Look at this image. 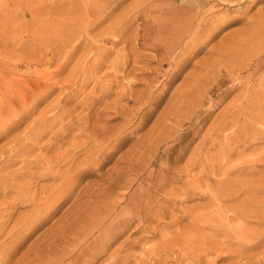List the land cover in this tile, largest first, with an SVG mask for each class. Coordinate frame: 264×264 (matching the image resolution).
Instances as JSON below:
<instances>
[{
  "label": "rangeland",
  "instance_id": "374dc122",
  "mask_svg": "<svg viewBox=\"0 0 264 264\" xmlns=\"http://www.w3.org/2000/svg\"><path fill=\"white\" fill-rule=\"evenodd\" d=\"M78 1L74 9L69 3L58 6V0H0V186L11 183L7 190L0 191V241L7 242L11 231L15 235L22 234L14 252L7 248L1 251L0 246L3 252L0 264L51 261L62 251L71 249L83 221L91 213L115 201L119 207L113 220L133 216L134 213L122 208L134 200L142 201L143 206L148 202L149 206L141 229H135L138 219L125 227L122 234L119 233L122 224H116L114 234L103 245L92 244L95 240L100 242L95 232L87 240L94 248L85 250V244H79L62 264H264V191L252 200L245 184L256 179L264 182V90L261 89L264 88V55H260L264 46V29L261 28H264V0H142L141 4H136L137 0ZM52 3L56 4L50 6ZM201 17L212 18L214 23H209L211 30H207L212 35L185 59L177 74L172 75L170 66L175 59L177 62L175 55L183 49L179 46L167 54L163 48L167 46L161 41L168 42L169 32L178 38L179 29L189 21L196 26L195 20ZM117 23L118 28L121 26L119 36L108 34L115 40L114 44L102 41L108 37L104 32ZM254 38L257 39L252 40ZM189 40L190 37H186L182 46L188 45ZM98 48L107 50L100 64L94 63ZM161 54L166 56V62L160 60ZM119 56L129 62H123ZM73 70L75 72L71 73ZM81 71L87 73L80 74ZM68 75H79L80 80L91 75V84L97 82L94 88L101 85L107 91L89 114L94 117L104 112L108 116L104 117L107 131L109 127H121L125 123L123 115L113 112L111 102L117 91L125 89L126 94L131 93L128 101L120 102L123 113H136L129 117L132 125L124 132L125 136L114 137L108 145V149H113L108 158L102 159L99 166L97 161L87 174L77 176L69 171L62 180L52 176L56 172L54 159L63 155L59 162L63 170L68 165L66 156L73 145L83 148L74 153L73 165L83 160L92 147L87 143L91 137L79 129L83 127L79 123L82 121L73 122L63 131L64 136L52 143L45 142L47 135L34 139L32 131V138L16 152L10 151V146L13 138H26L29 133L26 125L57 96L59 87L64 82L67 84ZM49 76L55 88L44 96L47 90L41 81ZM149 83L150 86H146ZM88 87L86 92L85 88L69 92L79 94L83 90L81 93H87ZM146 87L154 90L150 97L147 95L148 102L140 105L135 95L147 90ZM96 94H100L97 88L93 94L91 92L92 96ZM253 99L255 103L251 102ZM108 101L110 110L103 107ZM35 102L34 115L24 114L30 103ZM249 105L254 109L248 108ZM254 110L260 113L258 118ZM14 120L19 125L5 132ZM56 123L52 130L60 126ZM82 140L84 143L80 144ZM155 149L159 156L155 157ZM9 154L12 156L6 157ZM140 157H155L142 177L154 167L160 181L147 178L131 181L124 173L135 168L133 164ZM23 161H32V164L23 165ZM250 171L252 174L245 176ZM5 174H11L12 179L3 176ZM234 176H239V181L232 182ZM119 180H125L127 189L113 188ZM220 181L229 192L233 191L230 183L235 188L236 193L230 195V199L212 191ZM142 189L141 198L129 199ZM244 195L251 205L259 201L253 204L257 206H251ZM31 199L33 205L28 203ZM20 200L27 203H19ZM236 201L239 203H234ZM14 202L18 204L11 207ZM38 208L41 212L33 215ZM10 212L13 214L8 218ZM24 215L29 218L23 220ZM78 254L80 258L72 261Z\"/></svg>",
  "mask_w": 264,
  "mask_h": 264
},
{
  "label": "bare ground",
  "instance_id": "6f19581e",
  "mask_svg": "<svg viewBox=\"0 0 264 264\" xmlns=\"http://www.w3.org/2000/svg\"><path fill=\"white\" fill-rule=\"evenodd\" d=\"M91 1V0H90ZM142 2V0H137V2H136V4L138 3V4H141V2ZM53 2H56V1H53ZM93 1H91V3H92ZM140 2V3H139ZM67 4V3H69L72 7H74V9H75V7H77V5L79 4V1L78 0H64L63 2H60V0H58V3H57V5L59 6V5H61V4ZM90 3V4H91ZM56 3H52V4H50V6L51 5H55ZM89 4V5H90ZM92 5V4H91ZM90 5V6H91ZM196 8V7H195ZM68 9V8H67ZM84 9V8H83ZM168 9V8H167ZM173 9V8H172ZM185 9V8H184ZM183 9V10H184ZM190 9V8H189ZM192 10V9H191ZM206 10V9H205ZM207 10H209L208 8H207ZM168 11V10H167ZM174 11H176L175 9H174ZM180 11V10H179ZM179 11H177L176 13H178ZM189 11V10H188ZM195 11V10H194ZM182 12V11H181ZM74 13V12H73ZM167 13H169V12H167ZM173 13V12H172ZM175 13V12H174ZM77 14V13H76ZM75 14V15H76ZM165 14V13H164ZM200 14V13H199ZM73 15V14H72ZM177 15V14H176ZM194 15V14H193ZM206 15V14H205ZM205 15H201V16H205ZM213 15V14H212ZM74 16V15H73ZM77 16V15H76ZM173 16H174V14H173ZM178 16V15H177ZM181 17H182V13H181V15H180ZM154 17V16H153ZM166 17H167V15H166ZM184 17H186V15L184 16ZM183 17V19L184 20H186V18H184ZM212 17V16H211ZM220 17V16H219ZM74 18H75V16H74ZM160 18V17H159ZM163 18V17H162ZM168 18V17H167ZM174 18V17H173ZM189 18H191V21H192V16L191 17H189ZM188 17H187V19H189ZM195 18V17H194ZM221 18V17H220ZM152 18H150V20H151ZM154 19V18H153ZM177 19V18H176ZM199 19V18H198ZM216 19V18H215ZM155 21H156V19H154ZM163 20V19H162ZM174 20V19H173ZM178 20V19H177ZM190 20V19H189ZM214 20V19H213ZM130 21V20H129ZM151 21H153V20H151ZM158 21H160V20H158ZM165 21H167V20H165ZM165 21H163V24H165L164 22ZM169 21V20H168ZM222 21H224L223 19H222ZM64 22V21H63ZM73 22H74V20H73ZM182 22H184V21H182ZM187 22V21H186ZM195 22H197L196 23V26H193V24H194V22H192V23H190V21H189V23L187 24H183L184 25V27H182V29H179L178 31H177V34L179 35V37L178 38H176V37H172L170 34V32H169V30L170 29H168V32H169V37H168V39L167 38H165V39H167L168 40V42H165L164 43V40L163 41H161L162 42V44H163V46H167V47H163V48H165V52L167 53V54H170L171 52L173 53V51L175 50V48H177V47H179V46H181L182 47V52L180 51L179 53H177L175 56H177L178 57V60H177V62H174V61H176V59L173 61V63L171 64V66H170V69H169V71H171V74L172 73H175V75L177 74L176 73V71H179V69L181 68V67H183V62L185 61V59L187 58V57H189L190 56V54H192V53H194V52H196V50L204 43V42H206L208 39V37L209 36H211L210 35V30H209V28L211 27V26H209V23H211V22H213L212 21V18H200L199 20H195ZM217 22V21H216ZM260 22V21H259ZM176 23V22H175ZM175 23H173V24H175ZM214 23V22H213ZM213 23L211 24V25H213ZM223 23V22H222ZM222 23H221V25H222ZM262 23V22H261ZM260 23V26L262 25ZM66 24V23H65ZM160 24V23H159ZM159 24L157 23L156 25H158L159 26ZM177 24V23H176ZM175 24V25H176ZM220 23L218 22L217 23V26L219 25ZM124 25V24H123ZM155 25V26H156ZM181 25V24H180ZM182 25V26H183ZM188 25V26H187ZM264 25V24H263ZM262 25V26H263ZM69 26H71V25H69ZM118 26H119V23H117L116 25H113V27L112 28H110V29H108L107 31H105L103 34L105 35V36H108V34H111V36H115L116 34H118V30H120L121 29V26L118 28ZM179 26V25H178ZM177 26V27H178ZM214 26V25H213ZM259 26V25H258ZM259 26V27H260ZM72 27V26H71ZM124 27V26H123ZM161 27V26H160ZM175 27V26H174ZM192 27L193 28H195L196 30H194L193 29V31H192ZM209 27V28H208ZM254 28H255V26H253ZM259 27L256 29V30H258L259 29ZM67 28H68V26H67ZM156 28H157V26H156ZM205 28H207L206 29V31H205ZM218 28H219V26H218ZM254 28H251V29H254ZM262 28V31H263V27H261ZM72 29V28H71ZM123 29V28H122ZM61 30V29H60ZM66 30V29H65ZM68 30V29H67ZM158 30H160V29H158ZM207 30H209V32L207 31ZM255 30V29H254ZM153 31H154V29H153ZM157 31V30H156ZM155 31V34L157 33ZM161 31H163L162 30V28H161ZM173 31H175V29H173L172 30V33H173ZM215 31V30H214ZM250 31V30H249ZM253 31V30H252ZM68 32H69V30H68ZM120 32V31H119ZM164 32V31H163ZM167 32V31H166ZM194 32V33H193ZM212 32H213V29H212ZM258 32V31H257ZM264 32V31H263ZM54 33V32H53ZM66 33V32H65ZM250 33V32H249ZM248 32H246V34H249ZM259 33V32H258ZM257 33V34H258ZM120 34V33H119ZM119 34L117 35V36H119ZM164 34H166L165 32H164ZM175 34V33H174ZM191 34H192V36H194V37H192L191 36ZM251 34H256V33H251ZM58 35V34H57ZM259 35V34H258ZM262 35H264V34H262ZM104 36V37H105ZM110 36V35H109ZM109 36L108 37H106V38H104L102 41H110V43H112V44H114V41L115 40H112V39H110L109 38ZM116 36V37H117ZM163 36H165V35H163ZM61 37V36H60ZM103 37V36H102ZM186 37H190V39L191 40H189V42H188V45L186 44V46H184V44H183V46H182V41L186 38ZM192 37V38H191ZM234 38V37H233ZM249 38V37H248ZM260 38H263V37H261V35H260ZM255 39H257V38H254V39H252V40H255ZM259 39V38H258ZM187 40V39H186ZM198 40H200V42L199 43H197L198 42ZM245 40H247V39H245ZM249 40L250 39H248V42H249ZM251 40V41H252ZM262 40V39H261ZM260 39H259V41H261ZM251 41H250V45L252 44L251 43ZM258 41V40H257ZM256 41V42H257ZM64 42H65V40H64ZM208 42V41H207ZM247 42V43H248ZM253 42V41H252ZM263 43H264V40L262 41ZM66 43V42H65ZM70 43V42H69ZM68 43V44H69ZM133 43V42H132ZM184 43V42H183ZM263 43H260L261 45L263 44ZM99 44V43H98ZM71 45V44H70ZM136 45V44H135ZM68 47H69V45H68ZM158 47V46H157ZM180 47V48H181ZM250 47H253V46H250ZM250 47H248V48H250ZM230 48H232V47H230ZM246 48V47H245ZM248 48L246 49V50H248ZM261 48V46H259V49ZM158 49H161V48H158ZM158 49H157V51H158ZM258 49V48H257ZM256 49V50H257ZM104 50V49H103ZM106 50V49H105ZM105 50L104 51H102L101 49H99L98 48V53H97V55H95V61H94V63H102L103 62V58L107 55V52H105ZM177 50V49H176ZM244 51H246L245 49H243ZM255 50V51H256ZM107 51V50H106ZM249 51H250V49H249ZM259 51V50H258ZM65 52V51H64ZM160 52V51H159ZM175 54V53H174ZM57 55H59V54H57ZM62 55H63V53H62ZM260 55H264V46L260 49ZM161 56H162V54H161ZM170 56V55H169ZM174 56V57H175ZM125 57V56H124ZM163 57V58H162ZM161 58L162 59H160V56L158 57L160 60H162V61H165V60H167L166 59V56H162ZM264 57V56H263ZM121 58V60L123 61V62H129L128 60H126V58H123V57H121V56H119V59ZM157 58V59H158ZM169 59V58H168ZM171 59H172V57H171ZM216 59V58H215ZM134 60L135 59H133V62H134ZM220 60V59H219ZM112 61V60H111ZM111 61H110V63H111ZM117 61V60H116ZM161 61V62H162ZM222 62H223V60H221ZM136 62V61H135ZM158 62V61H157ZM166 62V61H165ZM218 62V61H217ZM225 62V61H224ZM160 63V62H159ZM228 63V62H227ZM105 64V63H104ZM223 64V63H222ZM97 65V64H96ZM106 65V64H105ZM226 65V64H225ZM225 65H223V66H225ZM27 66V65H26ZM217 66V65H216ZM93 67V66H92ZM145 69H146V67H145ZM208 69V68H207ZM206 69V70H207ZM133 70V69H132ZM168 71V70H167ZM211 71V70H210ZM217 71V70H216ZM222 71V70H221ZM75 71L73 70L71 73H74ZM82 72V71H81ZM93 73V72H95V71H89V73ZM113 72V71H112ZM116 72V71H115ZM130 72V71H129ZM139 72V71H138ZM144 72V71H143ZM153 72V71H152ZM70 72H69V74H71ZM76 73H78V72H76ZM87 72H82V73H80V74H86ZM96 74L98 73V72H95ZM94 73V74H95ZM101 73V72H100ZM108 73H111V72H108ZM127 73H128V71H127ZM166 73V72H165ZM79 74V75H80ZM95 74V76H97ZM103 74V73H102ZM101 74V75H102ZM116 74V73H115ZM117 74H118V72H117ZM138 74V73H137ZM140 74V73H139ZM161 74H163V73H161ZM218 74V73H217ZM227 74V73H226ZM28 75V74H27ZM79 75L76 77V76H73V75H68V77L69 78H67L68 79V82H67V84H64L63 83V85L61 86V87H59V93L57 94V96L54 98V99H52V101L51 102H49L45 107H43L40 111H39V113H37V115L26 125V127L29 129V133L27 134V136H26V138H19V139H16V138H13L12 139V142H13V144L10 146V151H14V152H16L18 149H20L21 147H22V144L23 143H25V141L27 140V139H31L32 138V136L34 137V139H43L46 135L48 136H46L47 138H46V140H45V142H50V143H52L54 140H56L58 137H62V136H64V133H63V131H66L67 130V128L68 127H70L72 124H73V122H76V121H82V122H79L80 124H82L83 125V127L81 128V127H79V129H81L82 131H84V132H86V134L89 136V137H91L90 138V140L89 141H87V143L88 144H90V146H92L91 147V149H90V151H88V153H87V155H86V157L83 159V160H81V161H79V162H76L75 163V165H73V155H74V153L76 152V150H82L83 148L82 147H80L79 148V145H73L69 150H68V155L66 156V158H67V162L66 163H68V165L65 167V169H63V170H60V165H59V162L60 161H62L63 160V155H61V154H59L57 157H56V159H54V161H55V166H56V172H54V173H52V176L54 177V178H61L62 180H64V179H66V177H67V175H68V172L69 171H71V172H73L75 175H77V176H81L82 174H87V172H89V169H91L93 166H96L95 164H96V162H97V166H99V164H100V161L102 160V159H106V158H108L109 157V155H111L110 153L112 152V150L113 149H108L107 147H108V145L110 144V142L112 141V139H120V138H122V137H124L125 135H124V132L126 131V130H128V128H130L129 126H131L132 125V121L129 119V117L130 116H132V115H134L136 112H132V111H129L128 112V110H127V112L128 113H123V110H124V107L121 105V101L122 100H129V98H130V96H131V93L130 94H126V90L125 89H122L121 91L119 90V91H117V90H115V91H117L118 93H115V94H113L114 95V99H113V102H111V103H113V109H114V114L115 115H123V119H124V121H125V123L121 126V127H112V128H110L109 127V131H107L108 130V124H106V122H105V119H104V117H108V116H106L105 115V113L104 112H102L101 113V115H95L94 117H90L89 116V114H90V112H91V109L93 108V105L95 104V103H97L99 100H101V97H103L104 95H106L107 94V91L106 90H104V88H102L101 87V85H100V87H96L97 89H99V91H100V94H99V96L97 95H91V92H92V94H93V92H94V90L96 89V88H94L95 87V84H96V86H97V82L96 81H94L92 84H91V82L93 81V78H92V76L91 75H86L85 76V78H84V80H80V77H79ZM93 75V74H92ZM100 75V74H99ZM99 75H98V77H99ZM108 75V74H107ZM110 75V74H109ZM119 75V74H118ZM120 75H122V74H120ZM128 75H129V73H128ZM143 75V74H142ZM170 75V74H169ZM173 75V74H172ZM94 76V77H95ZM116 76V75H115ZM165 76V75H164ZM227 76V75H226ZM109 77V76H108ZM134 77V76H133ZM138 77V76H137ZM162 77V76H161ZM169 77V76H168ZM175 77V76H174ZM223 77V76H222ZM238 77V76H237ZM236 77V78H237ZM100 78V77H99ZM105 78H107L106 76H105ZM123 78V77H122ZM135 78V77H134ZM134 78H133V80H134ZM170 78H172V77H170ZM101 79H102V77H101ZM165 79V78H164ZM174 79V78H173ZM5 80V79H4ZM58 80V79H57ZM95 80H98V79H95ZM100 80V79H99ZM106 80V79H105ZM104 80V81H105ZM130 80H131V78H130ZM137 80V79H136ZM141 80H143V79H141ZM166 80H170V79H166ZM7 81V80H6ZM27 81V80H26ZM65 81H66V79H65ZM100 81H102V80H100ZM138 81H140V80H138ZM145 81V80H144ZM154 81V80H153ZM221 81V80H220ZM219 81V82H220ZM42 83H43V86H44V88L47 90V92L44 94V96L45 95H47L48 93H50V92H52V89H54L55 88V83H53L52 81H51V77L49 76V77H44L43 78V80L41 81ZM60 82V81H59ZM88 82V83H87ZM125 82V81H124ZM156 82V81H155ZM154 82V83H155ZM153 83V84H154ZM162 83V82H161ZM165 83V82H164ZM164 83H162V84H164ZM88 84H90L91 85V87H90V89H89V87H88ZM94 84V85H93ZM126 84V83H125ZM128 84V83H127ZM126 84V85H127ZM130 84H131V82H130ZM135 84H136V82H135ZM142 84V83H141ZM143 84H146V82L145 83H143ZM206 84V83H205ZM216 84H218V83H216ZM215 84V85H216ZM12 85V84H11ZM18 85V84H17ZM16 85V86H17ZM152 85V84H151ZM156 85V84H155ZM263 85V84H262ZM128 86H129V84H128ZM146 86H150V83H149V85L147 84ZM157 86V85H156ZM164 86V85H163ZM214 86V85H213ZM88 87V90H89V92H87V93H81V92H83V90H81V92L79 93L78 91H77V93H79V94H70V92L69 91H71L72 89H75V88H78V89H82V88H85V92H86V88ZM165 87V86H164ZM221 87V86H220ZM223 87V86H222ZM248 87V86H247ZM258 87H259V85H258ZM245 88H246V86H245ZM260 88H261V86H260ZM145 89H147V90H145V91H143V92H141V93H139V94H137V95H135V98H136V100L138 101V103L140 104V105H145L147 102H148V98L151 96V94H152V89H153V87L152 88H145ZM156 89V88H155ZM224 89V88H223ZM228 89V88H227ZM252 89V88H251ZM251 89H249L248 90V92H250L251 91ZM259 89V88H258ZM262 89V92H263V90H264V88H261ZM261 89H259L260 90V93H261ZM77 90V89H76ZM154 90V89H153ZM160 90V89H159ZM165 90V89H164ZM161 91V90H160ZM252 91H255V90H252ZM11 92V91H10ZM73 92V91H72ZM156 92H158V91H156ZM209 92V91H208ZM42 93V92H41ZM109 93V92H108ZM253 94V93H252ZM252 94L250 95V96H252ZM42 95V94H41ZM147 95H149V97L147 96ZM158 95V94H157ZM211 95V94H210ZM241 95V94H240ZM243 95V94H242ZM264 95V94H263ZM256 97V96H255ZM113 98V97H112ZM154 99V98H153ZM241 99H243V97L241 98ZM256 99V98H255ZM112 101V99H109V101ZM239 100H240V98H239ZM254 100V99H253ZM41 101V100H40ZM105 101V100H104ZM109 101L107 102L108 103V105L106 104V102H105V105L103 106L104 107V109H106V108H108V106H110L111 104L109 103ZM156 101V100H155ZM246 101V100H245ZM258 101V100H257ZM256 101V102H257ZM251 102H254L255 103V100L254 101H252L251 100ZM262 102V101H261ZM197 103V102H196ZM264 103V102H263ZM2 104V103H1ZM110 104V105H109ZM42 105V104H41ZM196 105V104H195ZM200 105V104H199ZM245 105V104H244ZM253 105V104H252ZM255 105V104H254ZM256 105H257V103H256ZM262 105H264V104H262ZM248 106V105H247ZM246 106V107H247ZM250 106V105H249ZM42 107V106H41ZM40 107V108H41ZM245 107V106H244ZM251 107H253L252 109H254V106H250V107H248V108H251ZM256 107V109H257V107L258 106H255ZM237 108H238V106H237ZM236 108V110L238 111V109ZM263 108V107H262ZM35 109H37V102H35V103H30V105H29V108H26V110L24 111V114L26 113V114H30V113H34L35 112ZM104 109H102V110H104ZM109 109V108H108ZM255 109V110H256ZM260 109V108H259ZM34 110V111H33ZM39 110V109H38ZM38 110H36V112L38 111ZM107 110V109H106ZM110 110V109H109ZM243 110V109H242ZM255 110H254V114L256 113L255 112ZM258 110V109H257ZM105 111V110H104ZM125 111V110H124ZM202 111H204L203 109H202ZM201 111V112H202ZM251 111V110H250ZM259 111V110H258ZM264 110H262V112H263ZM194 112V111H193ZM197 112V111H196ZM246 112V111H245ZM2 113V112H1ZM95 113H97V112H94V114ZM99 113H100V111H99ZM238 113V112H237ZM236 113V114H237ZM240 113V112H239ZM249 113H251V112H249ZM191 114H194V113H191ZM205 114V113H204ZM246 114H247V112H246ZM245 114V115H246ZM260 113L259 112H257L256 114H255V116L257 117L258 115H259ZM263 114V113H262ZM261 114V115H262ZM34 115V114H33ZM239 115V114H238ZM250 115V114H249ZM248 115V116H249ZM100 116H102V117H100ZM191 116H193V115H191ZM195 116V115H194ZM204 116V115H203ZM247 116V115H246ZM251 116H252V114H251ZM254 116V115H253ZM254 116V117H255ZM13 117V116H12ZM255 117V118H256ZM24 118V117H23ZM258 118V117H257ZM259 118H260V116H259ZM261 119H263V118H261ZM9 120V119H8ZM20 120V119H19ZM106 120H108V119H106ZM260 120V119H259ZM258 120V121H259ZM22 121V120H21ZM86 121V122H85ZM5 123L7 122L6 120L4 121ZM56 122H59L60 123V126L56 129V130H52V127H53V125H57V123ZM242 123H241V125L242 126H244V122L243 121H241ZM56 123V124H55ZM16 124H18V121L16 120H14V122L12 123V125H10V126H8L6 129H5V132L6 131H9L11 128H13V126H16ZM131 124V125H130ZM8 125V124H7ZM19 125V124H18ZM17 125V126H18ZM247 125V124H246ZM4 126V125H3ZM248 126H249V124H248ZM248 126H246L247 128H248ZM252 126V125H251ZM245 127V126H244ZM252 128V127H251ZM251 128L249 127V129L251 130ZM243 130V129H242ZM244 130H247V129H244ZM33 131V133H32V136H31V132ZM252 131V130H251ZM251 131H250V133H251ZM246 132V131H245ZM252 132H254V131H252ZM47 133V134H46ZM238 132H236V134H237ZM241 133H242V131H241ZM247 133H248V131H247ZM249 133V134H250ZM51 134V135H50ZM97 134H100V136L99 137H97ZM239 134H240V131H239ZM239 134H237L238 136H240ZM252 135L254 134V133H251ZM69 135H70V133L67 135V137H69ZM236 135V136H237ZM242 135V134H241ZM255 135V134H254ZM66 137V138H67ZM115 137V138H114ZM239 138V137H238ZM237 140V139H236ZM236 142V141H235ZM237 142H239V141H237ZM84 143V140H82L81 142H80V144H83ZM112 148H114V147H112ZM156 148H158V147H156ZM154 152H156L157 151V149H155V150H153ZM222 153H220V155H221ZM17 155V154H16ZM216 155H217V153H216ZM224 155V154H223ZM9 156H12V155H8V156H6V157H9ZM156 156H159V153H157L156 152V155H155V157ZM225 156V155H224ZM16 157V156H15ZM15 157H13V158H15ZM154 157V158H155ZM217 157H218V155H217ZM221 157V156H220ZM154 158H151V157H146L145 159L144 158H139L137 161H136V163L135 164H133L134 166H135V168H131L129 171H125L124 173H127L128 174V177L130 178L131 177V181H133V180H140V181H142L143 179H145V178H147V179H149V180H157V181H160V177L158 178V173L156 174L155 172H156V170H154V167H153V169L152 170H150L149 172H148V174L145 176V177H142V173L143 172H145V171H147L148 170V168H149V165H151L152 164V162L151 161H153L152 159H154ZM7 159V158H6ZM11 159V158H10ZM222 159V158H221ZM11 160H13V159H11ZM215 160H216V157H215ZM221 161V160H220ZM23 165H30V164H32V161H23V163H22ZM152 166V165H151ZM219 169V168H218ZM226 170V169H225ZM132 171H134V173L132 172ZM220 172V174H222V171H221V167H220V170H219ZM240 174H241V172H239ZM244 174V173H243ZM252 174V171H250V172H246L245 173V176H250ZM122 175H124L123 173L121 174V177H122ZM3 176H5V177H7L9 180H11L12 179V175L10 174V175H3ZM242 176V175H241ZM142 177V178H141ZM151 177H152V179H151ZM235 178L232 180V182H234V181H239V179H238V177L239 176H234ZM243 177V176H242ZM154 178V179H153ZM245 178V177H244ZM246 179V178H245ZM253 179H255V178H253ZM246 180H248V179H246ZM223 181V180H222ZM245 181V180H244ZM243 181V182H244ZM246 182V181H245ZM134 183V182H133ZM136 184V183H135ZM246 185H247V191H248V195L251 197V199L252 200H256V198H257V194L258 193H260L261 191H264V182H259V179H256V180H248V182H246L245 183ZM3 185V186H2ZM1 186H0V191H5V190H7V188L8 187H10L11 186V183L9 182L8 184H2ZM229 186L231 187V189L233 190L232 192H229V188L227 187V186H225V184L224 183H222L221 181L219 182V183H217V184H215L213 187H212V191L214 192V194L215 195H220V196H224V197H227V198H229V196L230 195H232L233 193H236V191H234L235 190V188L233 187V185L230 183L229 184ZM131 187V186H130ZM114 189H120V188H124V189H127V187H126V184H125V180H119V181H117V184H115L114 185V187H113ZM121 190V189H120ZM124 191H126V190H124ZM237 191H239V190H237ZM122 193H124V192H122ZM143 193H144V189H142L141 191H139V192H137V193H133V194H131V196L129 197V199H131L132 197H133V199L135 198V199H138L139 197L141 198L142 196H143ZM247 193V192H246ZM24 195V194H23ZM247 195V196H248ZM249 196H248V198H249ZM244 197H245V195H244ZM243 198V197H242ZM241 198V199H242ZM230 199V198H229ZM244 199H247L246 197L244 198ZM238 200H240V199H238ZM237 200V201H238ZM243 200V199H242ZM258 200V199H257ZM237 201L236 202H234V203H237ZM27 203V200L26 201H23V200H20L19 201V203ZM33 202H34V200L33 199H31V201L30 202H28L29 204H31V205H33ZM249 203V201H248V199H247V202L246 201H244L243 200V203ZM251 202V201H250ZM257 202H259V201H256V202H252V205L251 206H253V207H255V206H257L256 204L255 205H253L254 203H257ZM136 201L134 200L133 201V203L130 205V204H126L125 206H123V210H126V211H130V212H132V213H134V215L132 216V215H129V216H127V217H123V216H121L120 218H118L117 220H113L112 219V216H113V214L114 213H116V212H118V207H119V204L117 203V202H115V201H112L111 203H109V204H107L104 208H99V209H97L96 211H94L93 213H91L89 216H88V218H86V220H84L83 221V223H82V230L79 232V234H78V237L76 238V240H73L72 241V243H73V245L72 246H70V248L71 249H69V251H62L60 254H58V255H56V257H53V259L51 260V261H47V260H44L42 263H38V264H62L63 262H64V259L66 258V256L69 254V253H71V251L73 250V249H75V248H77V247H79L78 245L79 244H85V246H84V248L83 249H85V250H88L90 247H93L94 248V246H90V243L87 241L95 232H97L96 233V236H95V238H100V242L99 241H97V240H95V241H93L92 242V244H94V245H98V244H100V245H103L104 243H105V241L107 240V239H109L110 238V236L111 235H113L114 234V228H115V225L116 224H122V229H120L119 230V233H123L124 231H125V227H128L133 221H135L136 219H138L139 220V222L136 224V226H135V229H137V230H139V229H141L142 227H143V222L144 221H146L145 219H146V213L149 211V206H148V202H145V205L143 206V204H142V201L140 202H137L136 204ZM239 203V202H238ZM237 203V204H238ZM18 203L17 202H14V203H12L10 206L11 207H15L16 205H17ZM244 205H247V204H244ZM232 206V205H231ZM238 206V205H237ZM249 206V205H248ZM252 207V208H253ZM237 208V207H236ZM239 208H240V206H239ZM250 208V207H249ZM251 208V209H252ZM238 210H241V209H238ZM243 210V209H242ZM41 212V210H40V208H38L37 210H36V212H35V214H33V215H36V214H38V213H40ZM236 212H238V211H236ZM242 212V211H241ZM12 214H13V212H10L8 215H7V217L8 218H11L12 217ZM238 215V214H237ZM240 215V214H239ZM241 216V215H240ZM255 216V215H254ZM136 217V218H135ZM238 217V216H237ZM245 217H246V215H245ZM29 217L28 216H26V215H24L23 216V220H27ZM243 218V217H242ZM107 220H109V222L107 223ZM98 229V230H97ZM28 230V229H27ZM27 230H26V232H27ZM19 235H22V234H18V235H15L14 234V232L13 231H11V233L9 234V236H8V241L6 242V241H0V246H2L1 248V251H3L4 249H8V250H10L11 252H14L16 249H17V247H18V244L20 243V241H18V237H19ZM202 236V235H201ZM0 251V253H1V255H2V253L3 252H1ZM82 251H84V250H82ZM11 255V254H10ZM72 255V254H71ZM80 255L81 254H78V255H76V257L74 258L73 257V260L72 261H76V260H78L79 258H80ZM1 257V256H0ZM68 257H70V256H68ZM8 259H9V257H7ZM71 259V258H70ZM13 264H16L15 262L13 263Z\"/></svg>",
  "mask_w": 264,
  "mask_h": 264
}]
</instances>
